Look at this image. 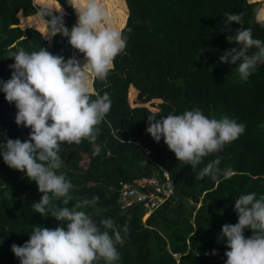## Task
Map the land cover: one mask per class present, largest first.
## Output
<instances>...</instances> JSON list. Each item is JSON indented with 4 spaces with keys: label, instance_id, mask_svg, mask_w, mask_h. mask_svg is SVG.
Here are the masks:
<instances>
[{
    "label": "trees",
    "instance_id": "16d2710c",
    "mask_svg": "<svg viewBox=\"0 0 264 264\" xmlns=\"http://www.w3.org/2000/svg\"><path fill=\"white\" fill-rule=\"evenodd\" d=\"M40 1L56 6L54 0ZM206 1L210 2L193 6L188 0H110L122 7L117 14L127 45L115 58L106 81L91 80L90 92L93 99L96 93L107 92L111 108L97 126L95 146L87 140L79 145L61 146L63 166L59 171L73 185L70 207L78 199L98 196L96 207L105 209L100 216L92 207L81 210L96 221L107 217L121 229L127 226V233H121L124 243L117 245L120 259L115 264H224V252L228 249L220 235L221 226L237 222L235 199L251 192L257 198L264 195V64L258 65L246 82H241L236 71L239 61L232 64L219 60L225 50L235 47V42H228L226 37L234 36L238 27L251 28L253 38L264 41L260 2ZM59 4L64 12L63 22L70 29L76 23V13L67 0H59ZM41 6L33 0H0V80L11 78L13 70L9 65L14 60L8 55L21 47L29 52L43 47L65 60L75 57L84 62L83 54L72 48L66 37L57 34L46 39L38 29L42 26L19 25V12L40 14ZM226 13L243 14L242 24L232 22L226 26ZM40 17L46 27L47 17ZM30 21L36 20L25 16V23ZM128 91L131 102L142 103L149 95L159 96L164 99V106L173 109L170 114L199 108L209 118L235 119L245 125V131L192 169L177 160L163 138L159 142L153 140L146 131L148 120L143 128L137 127L145 113L138 105L129 104ZM16 112L14 102L6 101L0 92V142L9 138L23 142L28 138L30 128L17 126ZM167 115L155 110L150 116ZM97 146L100 152L94 156ZM75 149L86 154L84 164L79 163ZM217 156L221 158L219 167H230L234 175L221 179L219 184L210 177L197 180V172ZM163 170L168 172L172 188L167 200L144 219L138 205L119 207L114 192L118 179L152 173L163 177ZM202 194L204 201L199 202ZM41 196L35 181L8 167L0 157V264H20L11 245L22 246L35 225L50 229L63 226L50 215L42 217L34 212L33 203ZM210 211L220 216L201 215ZM167 213L174 219L167 218ZM209 226L211 234L197 238L196 234ZM244 235L250 236L251 231L245 229Z\"/></svg>",
    "mask_w": 264,
    "mask_h": 264
},
{
    "label": "clouds",
    "instance_id": "9594fccd",
    "mask_svg": "<svg viewBox=\"0 0 264 264\" xmlns=\"http://www.w3.org/2000/svg\"><path fill=\"white\" fill-rule=\"evenodd\" d=\"M74 9L77 20L69 29L63 22L64 12L57 0L55 5H42L41 16L47 17L42 36L46 39L60 34L69 45L83 54L84 63L75 57L67 60L54 55L43 47L38 51L18 48L8 57L14 62L11 78L0 80V92L4 99L15 104L17 126L30 128L29 136L0 142V157L13 169L23 172L36 182L42 196L33 203L34 212L42 217L52 216L63 226L54 229L35 225L29 239L22 246L11 245V251L20 264H115L120 259L117 245H122L127 226L118 227L112 218L96 221L84 208L92 207L100 216L105 209L96 207L99 197L74 199L73 188L59 155L63 144L79 145L87 140L95 146L97 126L110 111L111 100L90 92L89 80L106 81L114 67L115 58L125 51L127 36L116 28L100 0H67ZM225 24H242L241 13H226ZM264 23V21H262ZM130 33L131 29H127ZM235 47L225 50L219 57L222 63L236 64L241 82H246L264 64V41L253 38L251 28L238 27L234 36ZM236 45H239L238 47ZM255 49V51H251ZM146 131L154 141L163 138L168 149L178 161L196 169L204 158L219 153L224 146L239 138L245 125L235 119L222 116L219 119L206 116L199 108L185 110L182 114L164 117H147ZM100 148L94 147L93 155ZM221 158L209 161L196 179L210 177L217 184L230 179L234 172L230 167H219ZM237 213L235 224L225 223L220 235L228 250L224 264H264V195L257 198L255 192L241 194L234 202ZM251 235L246 237L244 230ZM215 254V250H213Z\"/></svg>",
    "mask_w": 264,
    "mask_h": 264
},
{
    "label": "built area",
    "instance_id": "2783aa9c",
    "mask_svg": "<svg viewBox=\"0 0 264 264\" xmlns=\"http://www.w3.org/2000/svg\"><path fill=\"white\" fill-rule=\"evenodd\" d=\"M156 174H141L126 179H118L114 185L116 200L120 208H130L135 205L142 207L143 216H146L157 206L167 200L172 192L167 178Z\"/></svg>",
    "mask_w": 264,
    "mask_h": 264
},
{
    "label": "rangeland",
    "instance_id": "374dc122",
    "mask_svg": "<svg viewBox=\"0 0 264 264\" xmlns=\"http://www.w3.org/2000/svg\"><path fill=\"white\" fill-rule=\"evenodd\" d=\"M34 1V0H33ZM193 6H200V5H203L204 3H206L207 1L206 0H188ZM223 1H228V0H223ZM251 1V0H250ZM55 2V1H54ZM210 2V1H209ZM207 2V3H209ZM260 2V9H261V14L263 17H264V0H259ZM100 3L103 5V7L106 9L108 15L111 17V20H112V23L113 25L116 27V28H120L121 25H120V19H119V16L117 14V10L120 9V11H122V7L121 6H116V4H114L113 2H110L109 0V4L108 2L106 3V0L105 2H101ZM206 3V4H207ZM56 4V3H55ZM123 4H124V1H123ZM205 4V5H206ZM238 11V10H237ZM120 13V12H119ZM125 17V16H124ZM21 19V26L23 27V25L25 24V17H20ZM36 21L33 22V21H30V24L29 25H32V26H42L40 28H38L39 30H41L42 32H44L45 30V24L43 23V20L38 16L36 18H34ZM124 20V18H123ZM123 22V21H122ZM23 23V24H22ZM142 27V26H141ZM138 30V29H137ZM136 34L138 35H141L142 34V31H135ZM81 65L84 63V62H80ZM89 88L90 90H92V84H91V79L89 80ZM138 92V91H137ZM158 97V98H156ZM127 98H128V102L130 105H138L139 107H141L142 109H144V113H145V118L143 119V121H139L137 122L138 125L137 127L138 128H143V126L145 125V122L147 119L148 116H150L152 114L153 111L155 110H159V111H162L163 113L165 114H170L171 111H172V108L168 105L167 106H164L163 105V101L164 99H162L161 97L159 96H155V95H149V97H146V101H143L142 103L138 102V101H133L131 102L130 100V94H129V91L127 93ZM147 103V104H146ZM146 104V105H145ZM75 152L78 154V159H79V163L80 164H84L86 159H87V156L85 153H83L81 150L79 149H75ZM201 198V197H200ZM200 198H199V202H200ZM204 198V197H203ZM198 237H200L198 235Z\"/></svg>",
    "mask_w": 264,
    "mask_h": 264
},
{
    "label": "crops",
    "instance_id": "0c3cea01",
    "mask_svg": "<svg viewBox=\"0 0 264 264\" xmlns=\"http://www.w3.org/2000/svg\"><path fill=\"white\" fill-rule=\"evenodd\" d=\"M55 1V3H56V6L58 7L59 5H58V3L56 2V0H54ZM34 2L36 3V4H41V5H45V3H43V2H41L40 0H34ZM20 16H23V17H25V16H29V17H33V18H36V17H40V14H39V12H36V13H34V14H31V15H22L20 12L18 13V18H19V25L21 26V19H20ZM41 18V17H40ZM42 20H43V23L45 24V21H44V19L43 18H41ZM23 24V23H22ZM26 25H29V23H25L24 25H23V27L24 26H26ZM41 31V30H40ZM173 112V109H172V111H171V113ZM163 172H166L167 173V176H168V172L166 171V170H163L162 171V176L164 177V175H163ZM153 174H155V173H153ZM157 175V174H156ZM168 179H169V176L167 177ZM189 191V188L187 189V191L186 192H188ZM201 198H200V202H203L204 201V196H203V194L200 196ZM117 201V200H116ZM149 214V213H148ZM147 214V215H148ZM194 215H197V214H199L198 212H194L193 213ZM146 215V216H147ZM201 215H203V216H205V217H210V218H218L219 216H220V213H218V212H213V211H210V212H206V213H203V214H201ZM146 216H143V213H142V215H141V218L142 219H144ZM166 217L168 218H170V220H173L174 219V216H172V214H170V213H167V215H166ZM211 232H212V227L211 226H209V227H207L203 232H201V233H199V234H196V236H197V238H202V237H206V236H209L210 234H211ZM198 235L200 236V237H198Z\"/></svg>",
    "mask_w": 264,
    "mask_h": 264
}]
</instances>
